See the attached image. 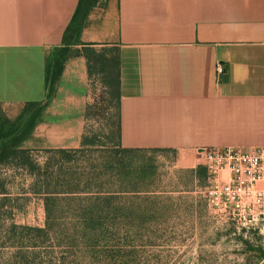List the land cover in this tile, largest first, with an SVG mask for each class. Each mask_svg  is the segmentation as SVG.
Masks as SVG:
<instances>
[{"label": "rangeland", "instance_id": "1", "mask_svg": "<svg viewBox=\"0 0 264 264\" xmlns=\"http://www.w3.org/2000/svg\"><path fill=\"white\" fill-rule=\"evenodd\" d=\"M84 54L79 145L38 118L0 163V264H264V178L216 152L123 149L117 52ZM30 112L0 106V135Z\"/></svg>", "mask_w": 264, "mask_h": 264}, {"label": "crops", "instance_id": "2", "mask_svg": "<svg viewBox=\"0 0 264 264\" xmlns=\"http://www.w3.org/2000/svg\"><path fill=\"white\" fill-rule=\"evenodd\" d=\"M80 3L0 0V106L42 103L79 145L84 52L112 48L123 148H264V0H84L74 19Z\"/></svg>", "mask_w": 264, "mask_h": 264}, {"label": "built area", "instance_id": "3", "mask_svg": "<svg viewBox=\"0 0 264 264\" xmlns=\"http://www.w3.org/2000/svg\"><path fill=\"white\" fill-rule=\"evenodd\" d=\"M224 68L217 66V73L222 75ZM218 154H225L229 156L230 160L236 161L239 171L248 175L251 181H256L264 178V148L254 149L240 153L242 150L225 149V150H208ZM207 152V151H203ZM236 153V154H235ZM235 154V155H234ZM228 190V189H227Z\"/></svg>", "mask_w": 264, "mask_h": 264}, {"label": "trees", "instance_id": "4", "mask_svg": "<svg viewBox=\"0 0 264 264\" xmlns=\"http://www.w3.org/2000/svg\"><path fill=\"white\" fill-rule=\"evenodd\" d=\"M83 3L84 0H81L79 8L74 16V19L79 17ZM117 66H118V61H117ZM118 84H119V79H118ZM42 106H43L42 103L30 104L28 108L30 109L32 108V112H30L29 115L27 114L28 116L23 121L20 122L19 127L17 129H13L9 131L5 135L4 134L0 135V163L6 159L8 154H10L11 149L22 141L23 137L27 134L29 129L34 125V123L36 122L37 118L39 117L42 111L43 108ZM119 133H120V126H119Z\"/></svg>", "mask_w": 264, "mask_h": 264}]
</instances>
